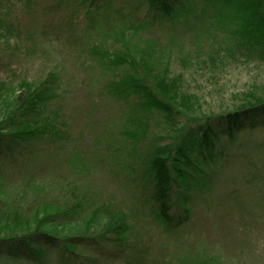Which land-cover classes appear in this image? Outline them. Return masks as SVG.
Returning <instances> with one entry per match:
<instances>
[{
    "label": "rangeland",
    "instance_id": "obj_1",
    "mask_svg": "<svg viewBox=\"0 0 264 264\" xmlns=\"http://www.w3.org/2000/svg\"><path fill=\"white\" fill-rule=\"evenodd\" d=\"M56 6V0L28 5L0 0V39L6 40L0 43V60L9 57L11 65L0 72V81L17 96L20 81L38 84L55 74L57 97L47 111L61 133L53 147L32 141L0 157L13 199L35 207L76 202L75 214L82 217L98 209L97 223L90 227L108 236L106 219L122 211L130 228L122 257L75 248L98 264H264V129L244 131L235 143L225 141L226 154L213 167L211 190L189 199L187 219L172 227L157 223L140 163L155 143L179 146L190 118L179 115L175 127H164L162 114L154 110L146 114L147 131H128L133 128L127 120L132 102L105 93L108 81L127 69H107L89 53L92 44L106 40L103 33L110 25L115 31L123 22L110 11L117 6L103 9L101 15L111 14L107 20L95 16L102 23L91 31L82 13L68 20ZM206 16L160 24L149 15L140 18L147 24L138 32L162 55L169 52L168 76L177 79L178 92L196 96L197 117L224 113L234 105L233 94L251 85L264 87V61L237 51L229 34ZM25 181L33 184L27 195L20 194ZM179 212L177 206L171 212L174 221ZM65 228L58 226L59 231Z\"/></svg>",
    "mask_w": 264,
    "mask_h": 264
},
{
    "label": "trees",
    "instance_id": "obj_2",
    "mask_svg": "<svg viewBox=\"0 0 264 264\" xmlns=\"http://www.w3.org/2000/svg\"><path fill=\"white\" fill-rule=\"evenodd\" d=\"M15 1L28 5L32 0ZM56 1L55 9L68 20L75 13H82L90 31L95 29L93 24L98 26L100 22L95 16L101 15L108 6H117L110 11L123 22L115 31L110 25L103 33L108 43L95 42L89 53L97 58L96 63L107 69H127L108 81L105 93L117 100L132 102L127 120L133 128L128 131H147V118H150L146 114L154 110L162 114L164 127H175V118H180L179 115L190 118L187 119L190 129L182 134L179 146L170 148L168 143L166 148H161L155 143L140 163L144 168L143 181L147 180L146 187L150 189L148 203L155 220L169 227L174 223L180 225L182 218H188L189 199L191 202L196 193L205 195L211 190L213 167L226 154L225 141L235 143L236 137L244 131L264 129V87L251 85L233 94L234 105L224 113L197 117L200 109L196 96L178 92L177 79L168 76L172 61L169 52L162 55L157 45L140 38L139 29L147 24L140 18L151 15V21L166 24L179 18L207 15L229 34L237 51L264 61V0ZM101 16L107 20L111 14ZM3 41L6 40L0 39V43ZM10 66L9 57L0 60V72ZM56 80L57 76L51 73L38 84L22 80L16 87L17 96L0 81V157L5 151L13 153L32 141L51 147L59 142H55L61 136L59 127L47 111L49 102L57 97L54 94ZM54 114L59 115L58 111ZM260 146L264 152V144ZM3 170L0 165V264H86L83 260L98 264L96 259L75 251L82 247H89L109 259L122 257L128 248L126 237L130 229L122 211L106 219L104 233L109 236L93 232L90 222L97 223L98 209H94L96 214L90 211L91 215L82 217L75 214L76 202L67 205L42 202L36 207L24 201L20 204L9 194L12 181ZM32 185L25 181L20 194H29L26 190ZM176 206L181 212L174 221L171 212ZM58 226L66 228L59 231ZM198 264L207 263L198 261Z\"/></svg>",
    "mask_w": 264,
    "mask_h": 264
}]
</instances>
